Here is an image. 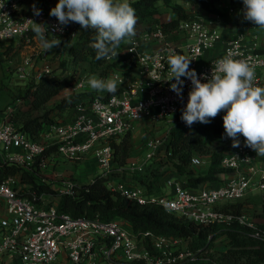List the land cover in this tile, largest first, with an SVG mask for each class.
Here are the masks:
<instances>
[{
  "label": "built area",
  "instance_id": "obj_1",
  "mask_svg": "<svg viewBox=\"0 0 264 264\" xmlns=\"http://www.w3.org/2000/svg\"><path fill=\"white\" fill-rule=\"evenodd\" d=\"M30 1L0 0V49L8 46L14 49L22 42H30L32 21L47 25L49 36L77 38L80 32L77 26L70 23L62 33L53 31L57 19L44 6L37 3L31 6ZM187 5L188 16L171 30L152 24L123 42L116 49L117 57L106 58L108 62L119 59L125 62L124 67L118 65L99 77L115 79L118 83L115 93L87 100L76 97L73 104L59 111L56 122L46 125L35 137L18 128L13 120L16 104L0 111V164L18 165L49 185L37 198L35 189H30L33 197L20 194L26 186L20 175L0 179V201L5 205L0 217V256L8 254L17 264H183L193 259L184 237L134 229L122 217L106 220L99 216H73L58 208L61 195L76 199L82 185L97 179L104 180L111 191L127 200L161 205L195 224L236 219L250 228L253 237L264 240V227L258 222L218 207L222 202L244 197L253 185L264 187V168L259 165L256 152L245 146L242 136L240 147L233 148L225 133L216 134L229 144L221 157V165L229 172L224 179L200 187L187 185L172 172L164 178L162 192L150 193L136 178L123 177L129 169L141 173L145 164L139 160L126 165L114 162V143L133 131L139 121L170 118L172 125L181 119L192 84L188 78H181L182 98L171 90L175 80L167 81L168 60L173 55L192 59L190 69L206 82L204 77L210 78L216 61L231 52L234 59H245L254 67L258 85L264 86V50L258 44L257 34L247 27L229 38L220 53L207 57V50L221 40L223 13ZM33 6L40 10V15L34 14ZM236 10L229 2L228 11ZM42 76L47 74L39 71L36 75ZM83 83L84 79L79 80L73 89ZM163 142L148 138L145 142L148 157L156 156ZM170 154L166 150L165 155ZM88 156L95 157L99 170L88 182L81 183L76 176L54 170L62 162L77 163ZM203 163L199 153L191 159L192 165ZM186 242L187 248L183 245Z\"/></svg>",
  "mask_w": 264,
  "mask_h": 264
},
{
  "label": "trees",
  "instance_id": "obj_2",
  "mask_svg": "<svg viewBox=\"0 0 264 264\" xmlns=\"http://www.w3.org/2000/svg\"><path fill=\"white\" fill-rule=\"evenodd\" d=\"M179 0H129L135 9L137 23L135 25L136 34L140 31V26L150 28L152 24H159L165 31L175 27L179 20L186 18L188 12ZM184 3L198 5L210 12H218L217 3L220 0H181ZM237 9H244L243 0H229ZM161 5L167 6L176 16L165 20L162 16ZM95 31L82 28L77 38L70 42V35L61 38V45L58 51L62 52L70 47L71 54L68 60L64 61V66L73 67L69 78L60 80L42 78L33 84L31 92L27 94L28 107L19 108L13 115L18 128L23 129L32 136H36L46 125L57 121L59 111L74 103L75 98H81L83 92H78L71 101H64L57 104L58 112H45L38 116H33V110L46 103L52 96L60 92L64 87L75 80L77 69L82 66H89L90 70L100 69L99 77L108 73L111 68L117 67V61L108 62L105 59L97 60L96 52L93 48ZM123 43V42H122ZM121 43V44H122ZM11 46L7 47V50ZM6 50V49H5ZM65 66V68H66ZM86 68V67H85ZM84 79V77L82 78ZM81 80V79H80ZM79 81V80H78ZM77 81V82H78ZM108 93V92H107ZM88 97V96H87ZM94 96H89L92 98ZM221 112L217 117L211 119L209 123L199 122L191 126L186 125L181 119L170 126L164 147L171 151L169 158L177 174L185 177L186 184L191 187H200L212 181H217L222 174L229 172L221 165L222 151L206 144L205 135L207 129H212L215 134H223V116ZM130 131L120 138L119 143H114V162L125 164L130 150ZM196 153L210 155V163L205 173L197 172L191 164V159ZM164 162L158 160L146 165L143 172L134 174V178L143 186L147 192H162V184L167 175V171L161 169ZM191 165V166H190ZM7 175H20L22 184H26L20 194L33 197L30 189L36 190V197L43 191H47L49 185L41 182L36 175L27 172L22 167L15 164H0V179ZM130 178V177H129ZM264 183V179H263ZM79 197L74 199L69 195H61L57 206L61 211L70 213L73 216H99L102 219H113L122 217L126 219L134 229H150L157 233L184 237L188 241L189 247L193 251H204L210 248L207 242L209 236L213 240L217 236L224 235L226 238V248L213 252H207L201 260H188L183 264H263L264 263V240L253 237L250 228L246 224L233 219L229 222H216L211 225H199L167 211L157 204L141 205L125 199L120 194L111 191L104 180L97 179L89 184L82 185ZM221 210L231 211L237 215H245L244 205L241 202L226 201L220 206ZM264 227V222H258ZM191 244V246H190Z\"/></svg>",
  "mask_w": 264,
  "mask_h": 264
},
{
  "label": "clouds",
  "instance_id": "obj_3",
  "mask_svg": "<svg viewBox=\"0 0 264 264\" xmlns=\"http://www.w3.org/2000/svg\"><path fill=\"white\" fill-rule=\"evenodd\" d=\"M243 5L244 19L264 29V0H243ZM33 11L37 16L41 14L35 6ZM49 14L58 21L53 31L62 33L70 23L94 30L92 46L97 60L117 57L116 49L121 43L136 35L137 19L129 0H58ZM32 22L43 51L60 47V38L54 35L48 38L47 25ZM191 61L179 54L168 60L170 79L167 81L175 80L171 90L182 98L184 80L181 78H188L192 84L181 120L188 126L196 122L207 124L224 112L223 128L232 141L231 146L240 147L242 136L246 147L264 156V86L258 85L254 67L245 59H234L229 52L216 61L210 78L205 76L206 82H202L196 71L190 69ZM88 84L95 91L108 93H115L118 87L115 79L95 76L89 78Z\"/></svg>",
  "mask_w": 264,
  "mask_h": 264
},
{
  "label": "rangeland",
  "instance_id": "obj_4",
  "mask_svg": "<svg viewBox=\"0 0 264 264\" xmlns=\"http://www.w3.org/2000/svg\"><path fill=\"white\" fill-rule=\"evenodd\" d=\"M32 3H40L41 6H44L47 10L50 9V4L57 3L58 0H41L37 2L30 1ZM179 3L183 4L185 7L188 6V3H184L179 0ZM162 16L165 20H169L176 16L172 11L165 5H161ZM72 25L77 26L79 30L82 27L79 24L72 23ZM144 29V26H140V30ZM65 36V35H64ZM60 36L58 38H62ZM48 38L52 37L48 35ZM74 40H71L70 42ZM122 49L119 48L120 51ZM71 54L70 47H67L62 52L58 51V48H54L50 52H45L41 49L40 43L34 33L32 34V38L30 42L25 43L22 42L17 48H10L7 50L0 49V111L5 109L8 105L16 104L17 110L19 108L26 109L28 104H26L27 94L31 92V88L33 84H36L42 78L56 79L60 80L61 78H69L71 72H73V67L64 66V61L68 60ZM117 65L124 67L125 62L122 59L117 61ZM23 67V70H19L20 67ZM86 67V68H85ZM89 66H82L77 69V73L75 75V80L73 79L71 84L67 87H64L60 90L59 93L52 96L46 103H44L39 108L32 111L33 116L41 115L45 112L56 113L59 108H57V104L64 101H71L73 96L78 92H83L81 96V100H87L89 96H96L100 94H105L107 91L99 92L91 89L88 84V80L90 77L99 78L100 69L94 71L87 68ZM39 71H43L47 74L46 77H36ZM24 73V75H22ZM84 77V85L82 87L74 90V86L77 84V81ZM88 96V97H87ZM86 98V99H84ZM172 121L170 118H161L158 120L153 119H143L139 121L135 129L130 133V150L127 158V162L139 160L143 164L148 165L151 162L162 160L164 162L161 167L162 170L167 171V174L174 173L177 174L175 167L173 165V161L169 158L170 155H165L166 148L164 144L167 139V135L169 134L170 125ZM148 138H159L160 140H164L162 143L158 153L156 156L148 157V148H145V142ZM206 144H210L211 147L216 148L218 150L223 149L222 141L218 138V136L212 131V129H207L205 135ZM204 159L206 154L199 153ZM191 166V165H190ZM195 170L199 169L196 165ZM54 170L59 171L61 173L67 175H73L74 178L76 176V180L84 183L88 182L90 178L94 177L98 173L96 159L94 156H88L85 159L80 160L79 162H62L61 165L54 168ZM138 171H134L129 169L123 173L124 178H134V174H137ZM143 172V171H142ZM199 172V171H197ZM178 178L185 181V177L183 175L177 174ZM167 188H169L167 186ZM235 202H241L244 205V213L245 216L249 220H254L256 222H263L261 220H256L255 218L264 217V192L259 191L258 189H254L253 191H248L244 197L235 200ZM225 202H222L218 205H224ZM0 217L2 212L5 209V205L2 201H0ZM226 238L224 235L217 236L215 239L211 240L208 238L207 242L210 243V248L204 251H193L188 245L189 250L192 253L193 260H201L204 258V254L207 252H213L217 250H223L226 248ZM185 248H187V242L184 243ZM191 246V244H190ZM17 260H14L8 254H2L0 256V264H17ZM264 264V263H263Z\"/></svg>",
  "mask_w": 264,
  "mask_h": 264
},
{
  "label": "crops",
  "instance_id": "obj_5",
  "mask_svg": "<svg viewBox=\"0 0 264 264\" xmlns=\"http://www.w3.org/2000/svg\"><path fill=\"white\" fill-rule=\"evenodd\" d=\"M33 2H35L36 0H32ZM41 0H37V2H39ZM221 4H219L217 6V8L219 9V11L221 13H223V23H222V36H221V40L218 42V44H216L213 48H210L207 50V57H211L214 56L218 53H220L226 43V41L231 38L236 36L239 31L244 30L245 28L249 27L253 33L257 34V39H258V44L260 46L261 49L264 50V29H261L259 27H256L255 24H253L250 21H247L244 19L243 17V10L244 9H237L235 13H230L228 11V3L229 0H220L219 1ZM36 3H32L31 2V6L34 5ZM40 4V3H38ZM41 5V4H40ZM56 3L50 4V9H52L53 7H55ZM32 33H34L32 31ZM248 39H252V36H249ZM223 145V149L219 150V151H224L227 146L229 144H225L222 142ZM257 160L260 166H262L264 168V156H259L257 155ZM210 163V155H206L204 158V163L201 165H198L197 167L199 169H197L196 171H200L201 173H205L208 169ZM195 169V166L193 167ZM225 174L221 175V178L219 180L224 179ZM217 180V181H219ZM217 181H212L210 183L207 184H212L215 183ZM254 189H258L259 191H263L264 192V187H260L257 185H253L252 188L250 189L251 191H253ZM256 220H261L264 222V217L262 218H255Z\"/></svg>",
  "mask_w": 264,
  "mask_h": 264
}]
</instances>
